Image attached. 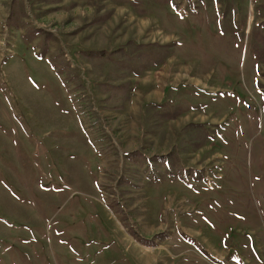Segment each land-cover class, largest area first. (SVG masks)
I'll return each instance as SVG.
<instances>
[{
	"label": "rangeland",
	"instance_id": "374dc122",
	"mask_svg": "<svg viewBox=\"0 0 264 264\" xmlns=\"http://www.w3.org/2000/svg\"><path fill=\"white\" fill-rule=\"evenodd\" d=\"M262 29L264 0H0V264H264Z\"/></svg>",
	"mask_w": 264,
	"mask_h": 264
},
{
	"label": "trees",
	"instance_id": "16d2710c",
	"mask_svg": "<svg viewBox=\"0 0 264 264\" xmlns=\"http://www.w3.org/2000/svg\"><path fill=\"white\" fill-rule=\"evenodd\" d=\"M262 30H264V29H262ZM254 35L255 36L258 35L259 36V39H260V41L262 43V47L260 49V55L259 56H260V58H263L264 59V31H263V33H260V34H257L256 32H254ZM136 47L139 48V53L137 55H142V56H147V52L149 50H150V53L149 54H154V53H157V52H161L163 49H166L167 48L164 45L163 46L162 45L161 46H157L155 44L137 45ZM154 48L155 49H158V50H155ZM165 57H166V53H165V55L163 56V58L161 59V61L158 64H160L161 62H163V60L165 59ZM131 59L132 58H130V59L127 58V61L126 62H127L128 65L133 62V60H131Z\"/></svg>",
	"mask_w": 264,
	"mask_h": 264
}]
</instances>
